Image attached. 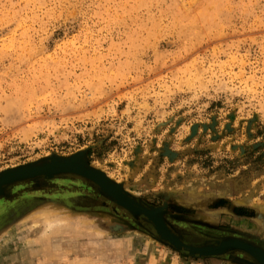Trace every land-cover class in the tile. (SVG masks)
Returning a JSON list of instances; mask_svg holds the SVG:
<instances>
[{"label": "rangeland", "instance_id": "obj_1", "mask_svg": "<svg viewBox=\"0 0 264 264\" xmlns=\"http://www.w3.org/2000/svg\"><path fill=\"white\" fill-rule=\"evenodd\" d=\"M57 161L150 212L75 171L16 180L0 264H264L155 217L264 249V0H0V176Z\"/></svg>", "mask_w": 264, "mask_h": 264}, {"label": "water", "instance_id": "obj_2", "mask_svg": "<svg viewBox=\"0 0 264 264\" xmlns=\"http://www.w3.org/2000/svg\"><path fill=\"white\" fill-rule=\"evenodd\" d=\"M63 171H75L78 173H81L82 175H85L98 183H100L104 189H106L111 195H113L115 198L120 200L123 204H125L128 207L135 208V209H141L142 211L150 212L148 209L139 206L134 199L129 197L124 192L118 190L112 183L101 173H99L96 170L90 169L84 165L76 164V163H68V162H55L53 164H47V165H28L19 167L10 171L5 172L0 176V194L2 190V186L5 184L14 182L16 180L24 179L33 177L40 174L45 175H52L54 173H59ZM101 177L97 176V174ZM103 178V179H102ZM113 189V190H112ZM158 228L160 229L161 233L166 237L169 241H171L178 249H185L191 254H198V255H209V254H217L222 251H225L228 248L234 247V248H241L244 250L249 251L253 255H255L262 263H264V258L262 257L261 249L258 247L242 241V240H226L221 245L218 246H204V247H196L192 245L185 244L178 238H176L174 235H172L164 226L161 218H156ZM260 253V254H259Z\"/></svg>", "mask_w": 264, "mask_h": 264}, {"label": "crops", "instance_id": "obj_3", "mask_svg": "<svg viewBox=\"0 0 264 264\" xmlns=\"http://www.w3.org/2000/svg\"><path fill=\"white\" fill-rule=\"evenodd\" d=\"M0 201H3L2 204L4 205H0V229H3V228H6L9 224V226H12V224L14 222H16V219H17V216H18V212L17 210L15 209L16 206H12V201H11V198H8V197H5L3 199H0ZM7 220H10V223H7L6 221ZM11 228V227H9ZM45 251H44V248H39L38 249V254L37 256L35 255V258L38 257V255L40 254H43ZM49 260V259H48ZM46 260V261H48ZM43 261L44 260H40ZM77 264H87L85 261H79Z\"/></svg>", "mask_w": 264, "mask_h": 264}, {"label": "bare ground", "instance_id": "obj_4", "mask_svg": "<svg viewBox=\"0 0 264 264\" xmlns=\"http://www.w3.org/2000/svg\"><path fill=\"white\" fill-rule=\"evenodd\" d=\"M97 176H99V177H101L100 175H98L97 174ZM103 179V178H102ZM113 190V189H112ZM57 217V216H56ZM55 217V218H56ZM52 218V217H51ZM46 220H48V219H46ZM66 221H67V219H49L47 222H46V224H45V235L47 236V235H49V234H51V233H53V232H56V231H59V230H61V228L63 227V226H65L66 224ZM260 254V253H259ZM261 255H262V257L264 258V254L263 253H261Z\"/></svg>", "mask_w": 264, "mask_h": 264}, {"label": "flooded vegetation", "instance_id": "obj_5", "mask_svg": "<svg viewBox=\"0 0 264 264\" xmlns=\"http://www.w3.org/2000/svg\"><path fill=\"white\" fill-rule=\"evenodd\" d=\"M25 199V198H24ZM95 200H97L98 201V199H95ZM100 200V199H99ZM71 202V201H70ZM19 203H21V202H19ZM136 203L139 205V206H141V207H144V208H146L147 209V207L145 206V205H143L142 203H139L138 201H136ZM72 204H74L75 205V202H73L72 201ZM113 203L111 202V201H108V206H104L103 205V207L102 208H98V210H101V211H109V212H115V213H117V214H122V211L120 212L118 209H117V207H115V206H113L112 205ZM121 208V207H120ZM122 209V208H121ZM19 209H17V212L19 213V211H18ZM156 218H160V217H158V216H155ZM246 242V241H245ZM248 242V241H247ZM249 243V242H248ZM250 244H252V243H250ZM252 245H254V244H252ZM254 246H256V247H258L259 249H261L262 251H264V249L262 248V247H259V246H257V245H254Z\"/></svg>", "mask_w": 264, "mask_h": 264}]
</instances>
